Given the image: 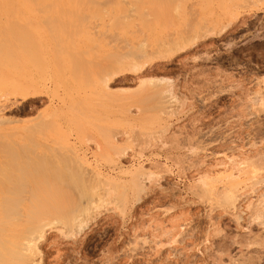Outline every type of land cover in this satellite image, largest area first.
Masks as SVG:
<instances>
[{
    "label": "rangeland",
    "instance_id": "374dc122",
    "mask_svg": "<svg viewBox=\"0 0 264 264\" xmlns=\"http://www.w3.org/2000/svg\"><path fill=\"white\" fill-rule=\"evenodd\" d=\"M92 1L0 0V137H24L60 107L70 119L64 132L79 145L91 170L85 175L93 174L84 179L98 198L79 234L46 231L40 264H264V224L253 220L254 210H264V181L250 187L252 173L241 174L247 187L235 192L233 208L213 195L231 185L224 175L236 163L250 161L258 168L254 175L264 178V0ZM94 1H104L106 11ZM173 4L178 17L171 15ZM20 10L28 19L20 20ZM63 10L78 22L51 20ZM202 16L206 30L199 27ZM177 41L180 50L171 48ZM161 42L165 49L173 42L174 51H162ZM154 50L164 57L151 55ZM122 60L138 66L117 71ZM16 71L43 84L40 99L22 102L15 95ZM106 140L113 147L105 148ZM242 167L248 165L240 166L243 173ZM207 179L209 199L200 193ZM116 183L117 190L124 187L122 201L112 189Z\"/></svg>",
    "mask_w": 264,
    "mask_h": 264
},
{
    "label": "bare ground",
    "instance_id": "6f19581e",
    "mask_svg": "<svg viewBox=\"0 0 264 264\" xmlns=\"http://www.w3.org/2000/svg\"><path fill=\"white\" fill-rule=\"evenodd\" d=\"M85 1L87 4L88 3L87 1H89V3H91L92 0L91 1L85 0ZM104 1L107 4V2H106L107 0H104ZM104 1H102V3L97 2V1H94V2H96L95 4L100 3L101 5H103V6H101V11H102V7H103V11L105 12L106 9H104V6H105V4H103ZM135 1H137V0H135ZM205 1H206L205 3H207V4L209 3L208 0H205ZM243 1L247 2L245 0H243ZM110 2H112V1L110 0ZM119 2L122 3L121 0ZM124 2L126 3V0ZM172 2H173V0H172ZM112 3H110V4H112ZM248 3L250 4V1H248ZM74 4L75 5L77 4L76 0H75ZM169 4L170 3L168 1L167 7L169 8V6H171L169 8V9H171L172 4L171 5H169ZM253 4H255V3L253 2ZM16 5H17V3H16ZM245 5H246V3H245ZM173 6L175 8L174 11H172L173 14L171 13V10H169V11H170L171 15H173L174 17H176V16L178 17V15L176 14V13H178L176 11V9H178V5L176 6L173 4ZM131 7H132V5H131ZM131 7L128 9L130 10ZM162 7H164V6H162ZM203 7L205 8L206 6H203ZM185 8L189 9L188 7H185ZM120 10H121V8H120ZM131 10H133V7ZM131 10H130V13H133ZM190 10L191 9H189V11ZM165 11H167V10H165ZM169 11L164 12L165 17L164 18L162 17L163 19H161V20H164L165 22L168 20V14L166 15V13H169ZM189 11H186L185 13H188ZM195 11L196 10L193 9L192 16H193ZM75 12H76V10H75ZM110 12H111V10H110ZM114 12H115V9H114ZM143 12H144V10L142 9V13H141L142 16L147 18L148 15H146L147 14L146 11L144 12L145 15ZM69 13H71V12L66 11V10L56 11V14L54 15V17L51 18V20L54 22L60 23L63 26H66V25L72 26L76 23V21L78 22V19H77V17H75V15L69 14ZM148 13H149V11H148ZM160 13H162V12H160ZM185 13L183 12V15ZM19 14H23L22 15L23 17L21 16L20 20H23L24 18L28 19L27 16H24V13L21 10L19 11ZM82 14L81 15L83 16V19H86L87 16L85 17L83 12H82ZM157 14H159V13H157ZM195 14L193 17L194 20H195V16H196ZM128 15L130 16L131 14H128ZM161 15H163V14H161ZM189 15H191V13ZM118 16H119L118 18L122 17V20H124V19L126 20V18H124L126 16L125 14H119ZM133 16H134V13H133ZM160 16H159V18H160ZM166 16H167V19L165 20ZM150 17H151V15H150ZM6 18H8V17H6ZM190 18H192V17H190ZM190 18L188 21L189 23L192 22V19H190ZM45 19H47V17ZM79 19H80V17H79ZM83 19L82 18L80 19L81 22ZM128 19L129 18H127V20ZM144 20H146V19H144ZM149 20H151V19L149 18ZM154 20L156 23L157 20L155 18H154ZM217 20H218V18H217ZM48 21H49V19L44 21V22L47 23ZM119 21L121 22V20H119ZM168 21L166 23L170 22V21L169 22ZM173 22H175V21H173ZM15 23H16V21H15ZM29 23H32V22H29ZM101 23H103L102 20H101ZM134 23H135V21H134ZM189 23L187 24V22L185 21L184 22V24H185L184 28L190 32L192 26H190ZM195 23H196V21H195ZM199 23L201 24L199 27L202 26L201 28H204L206 30L207 22H206V18L204 16H202L200 18ZM117 24L120 25L121 23H117ZM28 25L27 26L30 27V24H28ZM100 25H102V24H100ZM128 25H130V24H128ZM16 26H17V24H16ZM20 26H22V25H20ZM133 26H134V24L132 23V27ZM159 26H160V24H159ZM186 26H190L191 27L190 30H189V27L187 29ZM17 28H18V26H17ZM120 28H121V26H120ZM201 28H199V29H201ZM209 29H210V27L207 29V31ZM137 30L138 29H136V31ZM122 31H124V30L122 29ZM182 31H183V29H182ZM124 32H126V31H124ZM127 32H128V30H127ZM199 32L201 33V30H199ZM203 32H205V31H203ZM203 32L201 34H205ZM197 33H198V31H197ZM185 34H186V32H185ZM196 35H199V34H196ZM193 36H195V35H193ZM186 37H188V35ZM186 37H185V39H186ZM167 39L169 40V37ZM182 39L184 40V44H185V41L187 39L186 40L184 38H182ZM191 39H193V37ZM183 40H182V42H183ZM170 41L171 40H169V42ZM162 42L160 45L161 47L160 46L159 47L160 48L163 47L164 52L166 51V53H167L168 49H171V48L174 50H180L181 49V48H179L178 41L176 42L178 44L177 48L176 47L174 48L173 45H172L173 47H171V44H173V42H172L170 44V46L167 47L168 49H165L168 43L166 42V46L164 45L165 46L164 47V46H162L164 44V43L162 44ZM142 43H145V42L143 41ZM174 45H175V43H174ZM186 45H188L187 42H186ZM144 46H146V44ZM175 46H177V45H175ZM159 47L157 49H159ZM169 47H171V48H169ZM163 48H162V51H163ZM144 49L145 48L143 47L142 52L145 51ZM171 50H170V52L174 51V50H172V51ZM155 52L156 51L154 50V52H150V53H151V55H153V54H154V56L156 55L155 57H157V55H159L160 53H161L160 55H162L164 53V52L162 53L161 50L157 54ZM146 54H148L147 51H146ZM138 56L140 58L143 57L142 54H140L139 52H138ZM138 56H135V57H137L139 59ZM162 56L164 57V54ZM162 56H160V58H162ZM122 62L119 63L118 61H116L117 66L114 68L118 69L117 71H123L127 67H128V69H129V67L130 68L132 67L130 69V70H132L136 66H138V65H133L135 63H132V62H131L132 64L130 65L128 63V60L126 61V64H124L125 60H122ZM114 65H116L115 62H114ZM112 68H113V66H112ZM113 71H116V70H113ZM23 75L21 72L16 71L14 74V76H15L14 82L12 81L14 86L9 84V85H11V87L13 86L14 89H16L15 95L20 97L22 99V102L35 99L36 97H38L40 99L39 96L41 94H43V88H44L43 84H40L36 81H31L30 79H25L22 77ZM25 76H27V75H25ZM0 82H2V81H0ZM10 83H11V79H10ZM163 92H165V91H163ZM164 97H166V96H164ZM258 98H260V97H258ZM261 99H262V102H264V97H262ZM30 104L32 105V103H30ZM260 104H262V103H260ZM262 105H264V104H262ZM20 106L21 107L18 108L17 110L22 111L23 106L22 105H20ZM62 112L63 111L60 110V107L56 106L54 108L53 107L50 108L47 113L43 114L39 118L38 122L29 126L28 128H26L23 131V133L27 132L26 134H24V137L15 138L12 136L7 137V136H3V135L0 137V264H40L42 258H41V251L39 250V243L46 236V231L49 229H56L68 238L73 237V235H77L81 232L83 227L86 225L90 211H92L94 208L97 207L96 205L98 204V200H97L98 198H95L96 200L93 198V190H95L93 188L94 186L91 183H90L91 185L87 184V181L85 180L86 178L89 179L93 174L92 175L90 174L91 176L89 175V177H87L85 175L86 174L85 172L89 171V169H87L85 167V165L87 164V161L85 160L84 156H81V154H79V150H80L79 145H77V143L75 141H72L68 137L67 133L64 132L63 127L66 123V120L70 121V119H67V116H64L62 114ZM61 114L64 117H62ZM63 119H64V121H63ZM38 135H40V136H38ZM105 139L106 138L104 137V140ZM104 143H105V148H107V149L110 146L113 147V145H111L112 143L109 142L108 140H106ZM112 149L113 148H111V150ZM101 153H102V151H101ZM257 159H256V161H257ZM248 160H250V159H248ZM261 160H259L260 164H261ZM253 161H254V159L253 160L251 159V162H253ZM249 162L246 163L244 161V163H246L245 165L246 166L248 165V168L246 169V168L242 167L243 173L241 172L242 169L240 170L241 165H243L245 167L244 164H241L242 162L239 163V166L236 165L237 163L235 164L236 166L233 165L234 167L231 168V170L228 168L231 171V172L229 171V173H228V171L225 170L227 175H224V174L223 175L225 177L227 176L231 180L232 183L230 185L229 184L230 182H229L228 183L229 185H227L226 180L228 178H225L226 180L224 179L225 180L224 183H226V186L224 188L222 187L221 191H218L215 193L213 192L214 194L212 193L213 190L211 188H209V186H208V184H209L208 179L202 180L201 181L202 185L200 184L201 185L200 193L202 191V194L204 196L207 195L206 196L207 198H208V194H209V196H211V194H213L214 197L216 198L215 199L216 202L220 206L221 205H225V206L229 205V206H232V208H233L235 206L234 204H235L237 197H238V195L236 196L235 192L238 189L241 190L240 185L245 184L248 181V183H250L249 186L253 187L254 185L259 183L260 181L261 182L264 181V178H262V176H260L262 178L260 180V177L258 175L257 176L259 178L256 175H254L256 172H258V170H257L258 168L256 169V166L254 165L255 166L254 167L251 163L249 164ZM233 163H234V161H233ZM70 164H73L75 167L73 168V166ZM250 166H252V168H255V169L250 168L252 170V171H250V169H249ZM245 170L247 171V173H245ZM261 170H264V168H262ZM248 171H249V173H248ZM89 172L91 173V170ZM208 172H206V173H208ZM250 172L252 173L251 175H249ZM220 173L222 174V172H220ZM259 173H260V171H259ZM87 174H88V172H87ZM211 174H213V173H211ZM241 174H242V176L245 174H247V176L249 175L248 178H246L247 181L244 179H243L244 182L242 180L238 181L241 177ZM49 175H50V178H48ZM84 175L86 176L85 179H84V177H85ZM261 175H264V174L261 173ZM41 176H43V177H41ZM209 176H210V173H209ZM256 178H258V179H256ZM55 179L57 181H58V179L63 180L64 182L67 183V185L63 186L62 184H58V183L55 184L56 183ZM221 179H222V177H221ZM85 181H86V183H85ZM220 181H218V182H220ZM88 182H94V180L91 179V181H88ZM211 182H212V179H211ZM95 184H96V182L94 183V185ZM98 185H95V186H98ZM104 185H106V184H104ZM112 186H113V184H112ZM117 186L122 188L121 185L119 186L118 183H116V186L114 185V187H112V189L113 188L116 189L115 193L119 194L120 197H118V199H120V201H122V199L124 198V191L125 190H123L124 189V187H123V189H118V190H120V191H118ZM102 187H100V188L102 189ZM105 187L107 189L108 186H105ZM244 187H247L246 184ZM95 188L97 190V189H99V186H98V188L97 187H95ZM137 188H138V185H137ZM101 189H100V191H101ZM110 193H111V190L109 192V189H108V191L106 190L104 194L108 195ZM240 193L242 194V192H240ZM100 194H102V193H100ZM202 194H200V195L203 196ZM94 195H96V193ZM99 198H100L99 199V201H100L101 197H99ZM81 199L86 201V204L84 205V207H82L83 206L82 204H84V202H81ZM93 199H94V201H92ZM92 202H95V203H92ZM213 202H214V200H213ZM94 205L96 207H93ZM262 209H264V208H261V210ZM262 211H264V210H262ZM262 211H260V208L254 210L255 215H254L253 220H255V221L259 220L260 225L264 224V212H262ZM257 243H259V242H257ZM260 245H261V243H260ZM239 258H241V257H239ZM244 259H246V258H244ZM254 259H255V257H254ZM254 259H252V260H254ZM258 259H259V257H258ZM249 260H250V258H249Z\"/></svg>",
    "mask_w": 264,
    "mask_h": 264
}]
</instances>
